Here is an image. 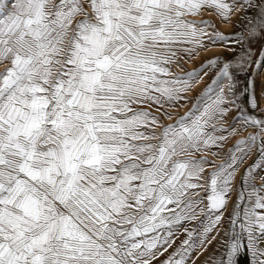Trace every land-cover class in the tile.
I'll use <instances>...</instances> for the list:
<instances>
[{"label": "snow or ice", "instance_id": "snow-or-ice-1", "mask_svg": "<svg viewBox=\"0 0 264 264\" xmlns=\"http://www.w3.org/2000/svg\"><path fill=\"white\" fill-rule=\"evenodd\" d=\"M260 57L264 0H0V264H264Z\"/></svg>", "mask_w": 264, "mask_h": 264}, {"label": "rangeland", "instance_id": "rangeland-1", "mask_svg": "<svg viewBox=\"0 0 264 264\" xmlns=\"http://www.w3.org/2000/svg\"><path fill=\"white\" fill-rule=\"evenodd\" d=\"M217 27L221 30L224 31L226 33H230L232 31H234L233 27L230 24H225L222 23L220 24L219 22L217 23ZM221 50L219 48L216 49H212L210 52H208L207 54L202 53V55L199 57V59H197L194 67L192 66L191 68H189V65L187 63L184 64V67L186 69H192L195 67H198L200 63L203 62V60L210 55H213L215 53H220ZM226 55L227 53H221ZM261 59H264V57H260ZM255 70H259V69H255ZM211 81V75L207 78H205V80L199 85V87L196 89V92L193 93V95L195 96L196 94H198L208 83H210ZM243 83V82H242ZM187 107H190V105H187L185 108L181 109V114H183L184 111H187ZM231 143V142H230ZM181 239H183V237H181ZM204 257H201V259L199 261H197V264H202ZM239 264H247V257L245 255H241L240 260H239Z\"/></svg>", "mask_w": 264, "mask_h": 264}, {"label": "bare ground", "instance_id": "bare-ground-1", "mask_svg": "<svg viewBox=\"0 0 264 264\" xmlns=\"http://www.w3.org/2000/svg\"><path fill=\"white\" fill-rule=\"evenodd\" d=\"M220 24H222V23H220ZM226 24V23H225ZM202 55V54H201ZM200 55V56H201ZM200 56H198V57H195L194 58V61H192V62H186L188 65H189V68H191L192 66L194 67V65H195V63H196V61H197V59H199V57ZM186 65V64H185Z\"/></svg>", "mask_w": 264, "mask_h": 264}]
</instances>
